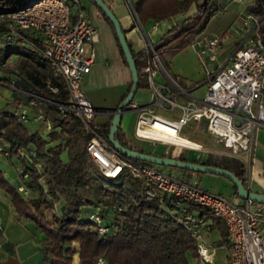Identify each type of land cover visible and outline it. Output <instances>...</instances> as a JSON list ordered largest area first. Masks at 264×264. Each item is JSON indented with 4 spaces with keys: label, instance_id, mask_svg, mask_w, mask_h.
Instances as JSON below:
<instances>
[{
    "label": "trees",
    "instance_id": "16d2710c",
    "mask_svg": "<svg viewBox=\"0 0 264 264\" xmlns=\"http://www.w3.org/2000/svg\"><path fill=\"white\" fill-rule=\"evenodd\" d=\"M17 1H0V10L14 11L27 4L17 6ZM89 2L111 28L121 60L128 66L110 19L98 9L94 0ZM221 11L218 0H138L135 5V12L143 27L149 22L160 23L181 14L183 16L153 42L156 56L168 73L169 60L190 47L207 30L210 19ZM246 12L261 18L260 25L264 30V0H255L246 8ZM37 45L40 46L39 43ZM128 46L139 74L137 88L148 90L147 74L142 69L152 55L142 48L134 50L129 43ZM13 57L12 64H7L6 72L0 76V85L8 89L15 87L22 92L10 89L15 93L14 98L0 109V146L6 151L4 156L7 160L18 159L22 168L19 178L29 193L22 194L0 171V194L3 192L9 197L17 218L29 221L35 230L44 234L42 264H71L76 252L72 247L73 242H78L80 246V264H93L99 257L105 260V264H190L191 256L197 260V242L177 222V214L169 213L172 209L170 197L160 194L153 200H147L144 180L133 178L128 170H123L115 179H105L92 163L86 152L91 135L80 119L73 115H62L59 107L68 106L69 92L62 77L54 73L43 56L28 46L0 48V62L10 61ZM170 76L176 81L174 75L170 73ZM131 87L132 82L120 103L126 99ZM29 93H34L38 98L31 97ZM23 98L40 107L42 121L49 122L51 127L48 134L31 132L24 125L26 121L21 119V114L8 110L14 103L21 105ZM108 118L103 124H96L95 118L90 126L109 144L108 134L114 118L113 115ZM122 133L120 128L115 133V139L121 146L136 153H146L144 148L127 142ZM207 156L205 160H190L186 149L176 156L167 153L161 157L230 170L238 180L248 185L247 169L236 158L216 153ZM132 161L157 170L185 172L187 178L184 180L189 182L193 175L203 173ZM221 178L231 184L232 196L242 200L235 184L225 177ZM89 206L100 211L103 225L108 231L104 235L96 232L95 224L88 216L87 219L81 217L82 208ZM212 225L219 231L222 243L227 244L226 226L218 219H213ZM0 264L21 263L15 257H10L6 261L0 259Z\"/></svg>",
    "mask_w": 264,
    "mask_h": 264
},
{
    "label": "built area",
    "instance_id": "2783aa9c",
    "mask_svg": "<svg viewBox=\"0 0 264 264\" xmlns=\"http://www.w3.org/2000/svg\"><path fill=\"white\" fill-rule=\"evenodd\" d=\"M101 1L111 9L118 1L125 4L136 28L143 32V49L152 55L142 69L147 74L149 104L131 102L128 106L137 117L135 138L154 146L159 142L190 151L192 149L187 146H178L175 139L181 137L186 127H198L204 121L205 131L216 144L228 150L229 155L247 169L254 156L256 130L264 127V30L260 25L261 18L245 12L239 25L243 40L225 56H221L224 42L217 36L196 38L190 45L207 72L205 81L193 88L206 86L204 95L196 98L192 91L173 80L160 64L153 42L135 12L138 0ZM90 21L82 0H38L14 11L0 10V48L28 46L43 56L54 73L62 77L69 92L68 106L59 107L62 115L80 119L91 135L86 152L92 163L105 179H115L123 170H128L133 178L144 180L147 200L160 194L170 197L172 209L169 213L177 214V222L197 242L200 264H209L215 256L214 247L203 236L204 230L211 228L213 219L226 226L228 264H264V205L247 200L240 203L239 198L209 193L196 181H185L164 170L135 164L133 159L117 153L91 128L98 112L85 97L82 83L94 63L93 46L99 33ZM157 29L154 24L150 31L157 32ZM13 59L15 57L0 62L1 77ZM160 74L162 80L158 81ZM29 94L38 98L34 93ZM21 119L25 121L26 117L21 115ZM45 127L48 131L51 129L49 122H45ZM196 146L194 150L200 151L201 145ZM2 151L6 155L0 146V153ZM88 218L99 235L108 232L98 209L90 212ZM104 261L99 257L94 264H105Z\"/></svg>",
    "mask_w": 264,
    "mask_h": 264
},
{
    "label": "crops",
    "instance_id": "0c3cea01",
    "mask_svg": "<svg viewBox=\"0 0 264 264\" xmlns=\"http://www.w3.org/2000/svg\"><path fill=\"white\" fill-rule=\"evenodd\" d=\"M255 0H221L219 5L222 8V11L218 13V17H220L218 21V29L208 28L204 31L198 39L210 36H217L222 39L224 42L223 49L221 52V56H225V54H230L233 50L238 46L243 40V33L240 31L239 25L242 16L246 12V8L254 3ZM115 8V7H114ZM113 12V9H112ZM86 13V10H85ZM114 13V12H113ZM115 15V13H114ZM116 16V15H115ZM125 17V16H124ZM118 18L122 29L126 32L125 36L127 42L133 46L134 50H140V48H144V42L136 41L133 36V27H130L127 18ZM91 24L97 30L98 41L93 46V57L94 63L90 68V71L86 77H84L82 83V89L84 91V95L87 96L88 100L93 104L94 109L98 110V112H102L106 115L107 120L109 119V113L113 112L119 105L122 103L121 100L123 96L127 92V87L131 83V76L128 66L123 64L121 57L119 55L118 47L113 36L111 28L101 19L98 14L96 8L93 10L92 15L90 17ZM172 20V19H171ZM174 21V19H173ZM172 22V21H170ZM169 22V23H170ZM148 24L151 27L155 24L157 27L160 24L164 23H155L149 22ZM182 52V51H181ZM180 52V53H181ZM171 74L176 77V82H178L182 87H186L189 91H194L195 88L194 83L192 86L188 85L187 79L180 75V73L174 68V66L170 65ZM170 75V73H168ZM162 74L157 78L158 81L162 80ZM102 82V83H101ZM100 83V84H99ZM190 87V88H189ZM110 90V92H106V95L101 101H96V97L94 98V92L97 90ZM144 90V89H143ZM148 93L147 101L140 104H149L150 101V93L148 90H144ZM93 94V95H92ZM97 102V103H96ZM99 104V105H98ZM136 105H139L135 103ZM98 106V107H97ZM130 111L127 109L126 112L121 116V125L120 129L122 135L126 139L127 142H130V133L132 132L130 129L129 117L125 114ZM131 112V111H130ZM106 123V121L104 122ZM45 124V123H44ZM41 125V124H40ZM204 128L203 124H199L197 128ZM206 130V129H205ZM135 137V136H134ZM255 150L250 160L248 170H246V178H247V187L255 192L264 194V127H260L256 130L255 133ZM148 143V142H147ZM162 144V143H160ZM165 145V144H164ZM217 145V144H216ZM156 146V145H155ZM154 145L148 143V146L144 147V151L146 153H150L154 156H162V150L157 151ZM217 149H210L206 152V154H217L221 156H231L229 155V151L225 150L222 146L217 145ZM220 148V149H219ZM170 154H173L169 152ZM190 155L188 154V157ZM233 157V156H231ZM190 158V157H189ZM234 158V157H233ZM246 156H243L245 159ZM191 160V159H190ZM239 161V160H238ZM240 162V161H239ZM254 166L256 167L255 179L252 181L251 173L253 171ZM3 172V171H2ZM175 175V174H174ZM176 177L181 178L179 175H175ZM183 179V178H182ZM200 179L197 176H192L190 181H196L198 184ZM19 184L17 186L18 189L22 188V194L27 195V192L23 187V180L18 179ZM231 193V188H230ZM232 198H236L232 196ZM240 203H244L245 201H241ZM211 228L208 230H204V238L205 241L208 242L209 245H212L211 242L217 237L215 240H219L221 243L223 241L220 240L219 231L216 230V227H213L211 222ZM44 239L45 236L41 232L35 230L32 223L27 220H21L17 218L13 212V207L10 203L9 197L6 193L1 192L0 194V259L2 261H6L7 258L15 257L19 263L21 264H42V253L44 248ZM227 249V244H223ZM72 247L75 248L76 252L72 257L71 264H80V253H79V244L78 242H73ZM213 247V245H212ZM228 256V249H227ZM227 256L225 260V264L227 262ZM215 257V256H214ZM213 260V258H212ZM199 262V259L195 260ZM190 262V258H189ZM212 261L209 263L211 264ZM94 264V263H93ZM191 264V263H190ZM200 264V263H199Z\"/></svg>",
    "mask_w": 264,
    "mask_h": 264
},
{
    "label": "rangeland",
    "instance_id": "374dc122",
    "mask_svg": "<svg viewBox=\"0 0 264 264\" xmlns=\"http://www.w3.org/2000/svg\"><path fill=\"white\" fill-rule=\"evenodd\" d=\"M34 0H19L17 1V6H22L24 5V3H31ZM221 2V0H218V4ZM83 6L86 10V15L87 17L90 19L93 10L95 9V6L92 5L89 0H82ZM117 6H115V8L113 9V12L115 13V15L118 18L124 17L127 18L130 27H133V36L136 39V41L141 42V44L144 42V35L143 32H141V29H137L135 24L133 23V18L131 17V15L128 13L125 4L123 5L120 1L116 2ZM219 15L214 16L213 18L210 19L209 24H208V28H214V29H218V27H220L218 25V21L220 19V17H218ZM182 14L181 16H177L172 18V20H167L165 22H160V23H164V24H160L158 26L157 32H153L151 33V25L150 24H146L144 26V31L148 34V38L150 39L151 42H156L164 33H166V30L168 27H170L171 25L177 23L178 21L181 20L182 18ZM174 19V21H173ZM172 21V22H170ZM170 22V23H169ZM207 29V28H206ZM199 58L197 57V55H195V53L193 52V50L188 47L187 49H183L181 53H178L177 55H175L172 60H169V67L170 65L174 66V68L180 73V75L184 76L187 79V83L188 85L192 86L194 83H199L201 84L202 82L205 81V69L203 68V66L199 63ZM169 72L171 73V69L169 68ZM168 73V72H167ZM102 83V82H101ZM100 84V83H99ZM205 87L206 86H202L199 87L197 90L192 91V96L193 97H202L204 95L205 92ZM190 88V87H189ZM186 90H189L188 88H186ZM106 92H110V90L106 91V90H97L94 92V98L96 99V101H101L100 99H103L106 95ZM15 93H13V91H11L10 89L0 85V109L4 108L7 102H11L14 98ZM93 95V94H92ZM85 97L87 98V96L85 95ZM148 99V93L145 92L143 89L138 90L135 94V96L133 97L132 102L133 103H137V104H141L142 101L145 102ZM88 100V98H87ZM89 101V100H88ZM90 102V101H89ZM96 102V103H97ZM91 103V102H90ZM21 105H17L16 103L12 104L9 107V111L11 112H15L17 111V114H21L24 115L26 117V122L24 123V125L31 130V132H35L38 131L40 132L42 135H46L49 133L48 130H46L45 127V122H43L41 119H39V117L41 116L40 112L41 109L40 107L36 106V103H31L30 101L27 99H22L20 101ZM99 105V104H98ZM98 107V106H97ZM98 112V110H96ZM127 117H129V123H130V130L132 131L130 133V143L131 145H134L135 147H141L144 148L145 146H148V143L145 142V140L141 141L138 140L134 137V128H135V123H136V114L134 112H130L128 111L125 114ZM95 120L94 122L96 124H100V123H104L105 121H107L106 115L103 114L101 111L98 112V114L95 116ZM41 124V125H40ZM202 124H205L204 121L202 122ZM182 139L187 138L188 141L194 143V144H198L201 145V149L200 151H195L194 149L188 151V154L190 155L189 159L191 160H196V159H203L205 160L206 158H208L206 152L209 151L210 149H214V147L217 149V145L216 142L214 141V139L205 131V129L199 127H195V126H190V127H186L185 131H183V133L181 134ZM186 139V140H187ZM185 140V141H186ZM157 146V147H156ZM155 149H157V151L162 150V154H167L169 152L173 153L174 156H176L178 153H180L183 150L186 149H182V148H176L174 146H168V145H164V144H160L158 142V144L156 145ZM220 149V148H219ZM65 158V156H64ZM21 164H19L18 159H14L12 158L11 160H7L4 156V154H0V171L4 174L6 180L13 185L14 187H17L19 184L18 179L19 178V173L22 171L21 169ZM163 170V169H161ZM168 173H170L171 175L175 174V175H179L181 178L186 179L187 178V174L185 172L179 171V170H164ZM256 171V167L254 166L253 171L251 173V177H252V181H254L255 179V172ZM197 176L200 182V186L204 187L205 190H207L209 193L212 194H218L221 195L223 197L226 198H231L232 194L230 193V185L228 184L227 181H225L223 178L218 177L217 175H210V174H199V175H194ZM105 186H109L107 183H104ZM244 201V200H241ZM240 202V201H239ZM252 204H255L252 202ZM59 206H61L60 204H58ZM58 206V208H59ZM95 208L94 207H83L82 208V212H81V217L84 219H87L88 214L91 212H94ZM48 216H49V212H48ZM111 216V215H110ZM50 218V216H49ZM217 237L214 238V240H212L213 242H211V244L214 247V255L215 257H213L212 263L211 264H225V260H226V256H227V249L225 246H222V243L218 240H215ZM211 245V246H212ZM190 263L191 264H196L195 263V259L190 258Z\"/></svg>",
    "mask_w": 264,
    "mask_h": 264
},
{
    "label": "water",
    "instance_id": "95a60500",
    "mask_svg": "<svg viewBox=\"0 0 264 264\" xmlns=\"http://www.w3.org/2000/svg\"><path fill=\"white\" fill-rule=\"evenodd\" d=\"M0 1H8V0H0ZM94 2L97 5L98 9L101 10L108 19H110V22L112 23L113 28L115 30V33H117L116 36L120 47H122L121 50L123 52V55L126 61H128L127 64H128L129 72L130 74H132L131 76L132 90H130V92L128 93L126 99L122 102V104L119 105L117 109H115L113 112L109 113V115H113L114 118V120H112L111 123L110 131H109L110 133L108 134V142L110 146H112L113 149L117 151V153L129 159L131 158L134 160H139L141 162H146L151 165H157V166L160 165V166L172 167V168L174 167L183 170L188 169V171H192L195 173L203 172L204 174H212V175L217 174V176L225 177L228 180H231L233 184H235L234 186L237 189V194L242 200L244 201L247 200L248 202L264 205V194L255 193L251 191L245 185V183L238 180L230 172V170L228 171V170L219 169L217 167L214 168L210 166H204L203 164L198 165L191 163L189 161H187V163H183L176 160L175 158H164V157H160L159 155L154 156L146 153L144 154L136 153L131 151V149L129 150L127 148H124V146H121V144L117 141V139H115V133L117 132V130L120 128L121 125V119H122L121 116L126 112L129 104H132L131 102L133 100V97L135 96L138 90L137 85H138L139 74L137 73V69L134 64L135 61L132 58L131 51L129 49L130 46H128L125 32H123L121 24L118 21L119 19L116 18V16L112 12V9L109 8L107 5H105L101 0H94Z\"/></svg>",
    "mask_w": 264,
    "mask_h": 264
},
{
    "label": "bare ground",
    "instance_id": "6f19581e",
    "mask_svg": "<svg viewBox=\"0 0 264 264\" xmlns=\"http://www.w3.org/2000/svg\"><path fill=\"white\" fill-rule=\"evenodd\" d=\"M187 138H184L182 139V137H179V139H175V141L179 144L178 146H181V147H188V148H191V149H196L197 146L196 144L188 141V139L186 140ZM186 140V141H185ZM198 145V144H197Z\"/></svg>",
    "mask_w": 264,
    "mask_h": 264
}]
</instances>
